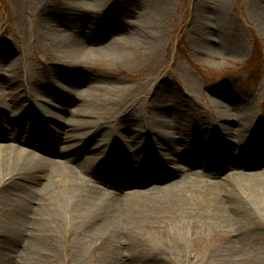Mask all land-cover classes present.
Instances as JSON below:
<instances>
[{"label":"bare ground","instance_id":"obj_1","mask_svg":"<svg viewBox=\"0 0 264 264\" xmlns=\"http://www.w3.org/2000/svg\"><path fill=\"white\" fill-rule=\"evenodd\" d=\"M218 33L209 40L220 42ZM48 36L46 40L60 49L54 54L65 61L129 62L118 50L120 37L93 41L61 31H55L54 38ZM11 54L13 49L7 47L5 55ZM12 65H7L8 72ZM3 86L10 95L19 89L15 80ZM167 88V82H160L153 95ZM62 91L47 95L44 105L29 101L33 126L29 132L35 134L26 141L16 129L23 124H12L15 116L0 117V197L9 232L0 238V246L21 247L27 256L38 249L44 259L56 256L51 253L60 244L92 238L125 245L148 229L149 222L163 218L180 232L201 225L203 230L224 233L218 252L232 261H243L260 248L261 235L249 238L243 226L264 215V124L247 114L238 118L234 105L215 99L205 115L192 109L184 123L179 116L164 114L153 129L143 122L155 120L156 113L143 109L144 114L131 116L132 101L141 97L136 86L116 81L96 87L91 82L74 92L78 95L74 107L62 98ZM56 105L67 118L52 111ZM128 117L132 120L126 127L117 123ZM233 119L238 127L230 129L226 123ZM15 142L50 158L22 150ZM21 190L27 200L15 203L13 196ZM189 193L200 197L198 203ZM178 243L175 248L182 253L184 240ZM132 244L118 245L115 251L127 257ZM155 257L162 258L159 253Z\"/></svg>","mask_w":264,"mask_h":264},{"label":"rangeland","instance_id":"obj_2","mask_svg":"<svg viewBox=\"0 0 264 264\" xmlns=\"http://www.w3.org/2000/svg\"><path fill=\"white\" fill-rule=\"evenodd\" d=\"M55 31L80 34L93 41L120 37L122 46L118 50L128 56L129 62L65 61L54 54L60 51L57 44L46 40ZM218 31L220 42L210 41V35ZM7 47L13 49V55H5ZM0 56V117L15 116L14 127L23 124L16 128L22 141L35 134L27 107L32 98L44 105L47 95L56 94L55 89L65 90L62 98L74 107L78 103L74 92L91 82L96 87L116 81L138 87L141 97L132 101L129 111L135 117L144 114L143 109L156 113L155 120L143 122L153 129L164 114L179 116L184 123L189 121L192 109L205 115L215 99L234 105L238 118L247 114L264 124V0H0ZM10 64L13 69L8 72ZM13 80L18 81L19 89L10 95L3 85ZM160 82H167L168 88L153 95L152 89ZM66 91L71 93L67 95ZM52 111L68 117L59 106ZM119 120L117 123L126 127L132 117ZM226 124L230 129L238 127L235 119ZM49 127L56 130L53 124ZM13 145L50 158V154L17 142ZM130 150H134L133 144ZM189 196L198 203L197 194ZM26 197L28 194L21 190L13 200L23 203ZM4 209L0 197L2 239L9 234ZM149 223L148 229L125 245L92 238L60 244L51 253L56 256L44 259L38 249L27 256L21 247L1 245L0 264H264V215L243 226L249 238L261 235L263 243L238 262L220 256L219 246L226 239L222 232L203 230L201 225L180 232L163 218ZM180 239L184 240L182 253L175 248ZM131 243L133 248L127 257L115 251L118 245L122 248ZM155 253L162 258H156Z\"/></svg>","mask_w":264,"mask_h":264}]
</instances>
